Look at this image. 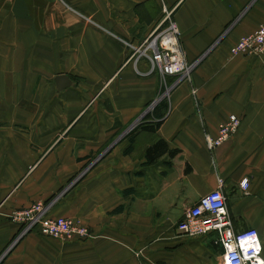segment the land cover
<instances>
[{
    "label": "crops",
    "instance_id": "crops-1",
    "mask_svg": "<svg viewBox=\"0 0 264 264\" xmlns=\"http://www.w3.org/2000/svg\"><path fill=\"white\" fill-rule=\"evenodd\" d=\"M165 9L195 66L159 99L166 82L130 45ZM261 24L264 0H0V264H219L216 233L176 229L217 178L232 231L255 228L264 258V54L229 51ZM159 139L178 153L149 161ZM55 195L49 214L92 237L12 244L11 211Z\"/></svg>",
    "mask_w": 264,
    "mask_h": 264
},
{
    "label": "built area",
    "instance_id": "built-area-1",
    "mask_svg": "<svg viewBox=\"0 0 264 264\" xmlns=\"http://www.w3.org/2000/svg\"><path fill=\"white\" fill-rule=\"evenodd\" d=\"M130 47L131 58L148 59L150 70L161 74L162 79L166 76L174 77L172 84L165 86L160 98L166 97L173 86L187 80L195 66V62L191 63L186 59L177 24L172 18L171 11L166 9L149 35L139 44L130 45ZM229 51L232 56L263 55L264 24L252 33L241 36ZM152 104L147 110L152 107ZM239 123L240 119L236 115H230L226 121L218 125L215 137L205 136L206 147L211 150L220 145L234 133ZM222 183V179L217 178V187L201 195L185 210L176 224V229L192 237L216 233V243L222 251L219 264H264L262 244L257 230L248 227L241 231H232L226 199L220 190ZM247 186L248 179L244 178L240 187L245 190ZM57 199L58 195H55L47 200L36 201L27 207L11 211L10 220L19 226L18 234L12 244L33 230L43 236L65 241L92 237L89 227L81 221L62 216L53 217L49 214ZM161 264L171 263L162 262Z\"/></svg>",
    "mask_w": 264,
    "mask_h": 264
},
{
    "label": "trees",
    "instance_id": "trees-1",
    "mask_svg": "<svg viewBox=\"0 0 264 264\" xmlns=\"http://www.w3.org/2000/svg\"><path fill=\"white\" fill-rule=\"evenodd\" d=\"M164 100L165 99H162L161 101H159V103L164 104L165 103ZM144 117H146V115ZM158 124H159V121L152 122L148 125L146 124L147 126L145 125V128L153 130L155 129V127L158 126ZM166 152L170 155L171 158H173L175 155H177L178 150L169 151L166 142L161 139L157 140L156 142L148 146L146 150V154H147L149 161H154L155 159H157V157L161 156L163 153H166Z\"/></svg>",
    "mask_w": 264,
    "mask_h": 264
},
{
    "label": "water",
    "instance_id": "water-1",
    "mask_svg": "<svg viewBox=\"0 0 264 264\" xmlns=\"http://www.w3.org/2000/svg\"><path fill=\"white\" fill-rule=\"evenodd\" d=\"M63 80H68V78H67L66 76L59 75V76H57V78L55 79L56 82H61V81H63ZM57 84H58V83H57ZM58 86L60 87V85H58ZM159 99H161L160 96H159ZM157 101H158V100H155V101L153 102L152 106H154V105L157 103ZM141 117H142V116H141Z\"/></svg>",
    "mask_w": 264,
    "mask_h": 264
},
{
    "label": "rangeland",
    "instance_id": "rangeland-1",
    "mask_svg": "<svg viewBox=\"0 0 264 264\" xmlns=\"http://www.w3.org/2000/svg\"><path fill=\"white\" fill-rule=\"evenodd\" d=\"M163 81L166 82V85H170V84H172V82L174 81V79H173V77H171V76H166V77L163 78ZM163 92H164V91H163ZM151 110H152V108H151V109H148V110H147L148 113H149ZM147 111H146V112H147Z\"/></svg>",
    "mask_w": 264,
    "mask_h": 264
},
{
    "label": "bare ground",
    "instance_id": "bare-ground-1",
    "mask_svg": "<svg viewBox=\"0 0 264 264\" xmlns=\"http://www.w3.org/2000/svg\"><path fill=\"white\" fill-rule=\"evenodd\" d=\"M60 1V0H59Z\"/></svg>",
    "mask_w": 264,
    "mask_h": 264
}]
</instances>
